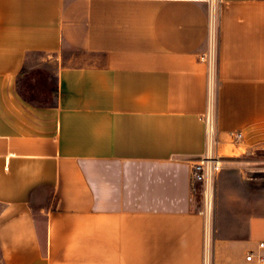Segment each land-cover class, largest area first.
<instances>
[{"label":"crops","instance_id":"0c3cea01","mask_svg":"<svg viewBox=\"0 0 264 264\" xmlns=\"http://www.w3.org/2000/svg\"><path fill=\"white\" fill-rule=\"evenodd\" d=\"M41 55L47 103L21 90ZM260 242L264 0H0V264H257Z\"/></svg>","mask_w":264,"mask_h":264},{"label":"built area","instance_id":"2783aa9c","mask_svg":"<svg viewBox=\"0 0 264 264\" xmlns=\"http://www.w3.org/2000/svg\"><path fill=\"white\" fill-rule=\"evenodd\" d=\"M206 128L207 143L217 148L220 143L219 134L216 127V105L211 101L206 113L203 116ZM243 137L242 131L231 132L229 138L231 142H239ZM224 157L220 156L216 151L206 153L193 163L192 181L193 185H203V204L204 213L210 216L212 213L215 200V178L224 167ZM260 248H264V242L259 243ZM246 259L248 262H256L264 264V254L256 255L254 251H249Z\"/></svg>","mask_w":264,"mask_h":264},{"label":"rangeland","instance_id":"374dc122","mask_svg":"<svg viewBox=\"0 0 264 264\" xmlns=\"http://www.w3.org/2000/svg\"><path fill=\"white\" fill-rule=\"evenodd\" d=\"M46 58L45 55H41L38 56L37 59L45 61L46 65L50 64V67H41L32 70L27 69L26 75L21 80L22 93L26 95L28 99L39 103L52 101L55 96L56 78L54 70L56 63L52 59L47 61ZM214 208L215 200L212 213Z\"/></svg>","mask_w":264,"mask_h":264},{"label":"trees","instance_id":"16d2710c","mask_svg":"<svg viewBox=\"0 0 264 264\" xmlns=\"http://www.w3.org/2000/svg\"><path fill=\"white\" fill-rule=\"evenodd\" d=\"M23 94V93H22ZM23 96L25 97V99H28V97H26V95L23 94ZM30 100V99H29Z\"/></svg>","mask_w":264,"mask_h":264}]
</instances>
